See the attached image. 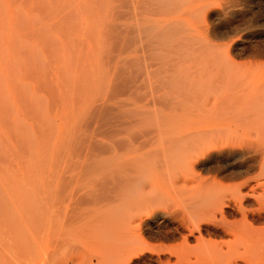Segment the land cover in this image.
I'll use <instances>...</instances> for the list:
<instances>
[{
	"label": "bare ground",
	"instance_id": "obj_1",
	"mask_svg": "<svg viewBox=\"0 0 264 264\" xmlns=\"http://www.w3.org/2000/svg\"><path fill=\"white\" fill-rule=\"evenodd\" d=\"M33 1L3 71L0 264H264V63L235 61L243 5Z\"/></svg>",
	"mask_w": 264,
	"mask_h": 264
},
{
	"label": "rangeland",
	"instance_id": "obj_2",
	"mask_svg": "<svg viewBox=\"0 0 264 264\" xmlns=\"http://www.w3.org/2000/svg\"><path fill=\"white\" fill-rule=\"evenodd\" d=\"M10 1L11 0H0V71L2 72L1 73V75H3V76H1L0 75V79H1V81H0V94H2V95H0V113H2V111H4L3 113L5 114V113H8L9 112V108H8V106H6V105H9V97L7 96L8 94H7V89L5 88L6 87V85H7V78H5L4 79V74H5V72H3L4 71V69H6V68H4V67H7V64H8V61L11 59V55L10 54H12L13 56V58H15V59H17L18 57H19V50H18V52L15 54V53H13V52H8V49H9V45H10V39L11 38H13L14 37V35H13V29L12 28H14V32H20V30L18 29V28H22L21 26H23L24 27V23H23V21L22 20H24V19H22V15H24V14H22L23 12H26V11H23V8L21 7V6H23L24 7V5L25 4H27L26 6L28 7V3H26L27 2V0H13L12 2H15L14 3V5H13V3H10ZM23 1V2H22ZM26 1V2H25ZM31 1V0H30ZM29 0H28V2H30ZM33 1V0H32ZM43 1V0H42ZM57 1V0H56ZM60 3H62L63 5H64V7H68V6H70V2H68V1H70V0H58ZM25 2V3H24ZM33 2H36V0L35 1H33ZM38 2V1H37ZM66 2V3H65ZM237 2H238V4L240 5V6H242L243 7V9L241 10V12L239 13V14H237V16L235 17V19H234V21L236 22V24H240V25H243L242 26V28H245L246 30H245V32L244 33H242L244 36L243 37H241L242 39L243 38H246V39H243V43H242V46H241V43L239 42V44H240V47H242V49H245L244 51H242L241 52V54H240V56L242 57H238V58H236L235 59V61H236V63H242L243 64V62H244V64H256V63H264V53L263 54H256V53H254V52H252V51H254V49L256 48L254 45H256L257 46V48H259L260 49V47L259 46H261L262 48V50L264 51V0H237ZM9 3V4H8ZM21 3V4H20ZM23 3H24V5H23ZM69 3V4H68ZM10 4H12V6H10ZM19 4V5H18ZM33 5V3L31 2V4H30V6H32ZM35 5L37 6V4L35 3ZM38 5H39V2H38ZM245 5V6H244ZM15 6V7H14ZM13 7H14V9L16 8V14L14 13V11H13ZM18 7V8H17ZM34 7V9H33V11H34V16H36L37 15V7L35 8V6H32V8ZM31 7H29L28 9H30ZM66 8H63V10H62V12H64V13H66V12H68L69 11V7L67 8V10H66ZM24 9H25V7H24ZM27 9V8H26ZM65 9V10H64ZM22 10V11H21ZM32 10V9H31ZM30 10V11H31ZM20 11V12H19ZM30 11H28L29 13H31V14H33L32 13V11L30 12ZM13 12V13H12ZM36 12V13H35ZM18 13V14H17ZM241 13H243V14H241ZM22 14V15H21ZM15 15V16H14ZM245 15V16H244ZM17 16V17H16ZM21 18H19V17ZM33 16V15H32ZM243 16V17H242ZM239 17L240 18H244V19H241V20H239ZM15 18V19H14ZM237 18V19H236ZM14 20H15V22L16 23H14ZM18 20V21H17ZM67 21H69L68 20V18L66 19ZM238 20V21H237ZM36 21V20H35ZM241 21V22H240ZM65 22V21H64ZM19 23H23V24H19ZM36 23V22H35ZM17 24V25H16ZM20 26V27H19ZM12 29V30H11ZM23 29V28H22ZM12 31V32H11ZM12 33V34H11ZM49 35H51L50 33H48ZM247 34V35H246ZM13 37H12V36ZM9 39V40H8ZM247 40V41H246ZM225 41V40H224ZM19 43H20V41H18ZM255 42V43H254ZM19 43H17V41H16V45H18ZM243 44H245V45H243ZM260 44V45H259ZM15 45V46H16ZM248 47V48H247ZM5 48H6V50H5ZM17 49H19V46H17L16 47ZM4 50V51H3ZM248 51L249 52H251L252 54H250V53H248ZM18 54V55H17ZM254 54V55H253ZM2 55H3V57H2ZM10 55V57H8ZM257 55H258V57H257ZM5 56V57H4ZM7 56V57H6ZM254 56V57H253ZM2 57V58H1ZM6 58H7V61H6ZM9 58V59H8ZM240 58V59H239ZM4 60V61H3ZM252 61H254V62H252ZM3 62V64H1ZM104 62H105V60H104ZM113 62V63H112ZM116 61H114V60H112L111 61V63H109L107 66H106V68L109 70V71H112L111 69L112 68H110L111 66H113V69L115 70L116 69V67H118L119 65L118 64H116L115 63ZM241 64V65H242ZM243 64V65H244ZM115 72V71H114ZM113 73V72H112ZM4 79V80H3ZM6 80V81H5ZM5 81V82H4ZM3 83V84H2ZM3 85H5V86H3ZM16 86V88H15V90H16V94H18L19 93V90H20V87L18 86V85H15ZM14 86V87H15ZM3 89H4V91H3ZM3 92H2V91ZM6 91V92H5ZM5 93V94H4ZM3 94H4V97H1V96H3ZM8 97L7 99H6V96ZM5 99H6V101H5ZM3 103H5L4 104V106H3ZM1 106H2V108H1ZM6 106V108H4ZM3 109V110H2ZM5 109V110H4ZM6 109H8V111H6ZM4 114H2V116L4 115ZM6 115V114H5ZM4 115V116H5ZM1 116V114H0V117H2ZM33 118H34V116H32ZM3 118V117H2ZM2 118H0V122L1 121H3V119L4 120H7V122H6V124H8V116H6V118H8V119H6L5 117L2 119ZM49 118V117H48ZM2 119V120H1ZM50 120H51V122L52 123H54V122H56V120H57V117H55L54 115H51L50 116V118H49ZM42 123V122H41ZM40 123V124H41ZM6 124H4V121L3 122H1L0 123V125H3L2 126V128L0 127V139H2L3 137V140L5 139L6 140V136H8L9 135V133L8 132H6V131H9L8 129H9V124H8V127H7V125ZM4 131V132H3ZM5 133V134H4ZM8 133V134H7ZM1 134H2V136H1ZM2 137V138H1ZM5 143V142H4ZM7 147V146H6ZM15 168H16V166H14ZM13 167V169L16 171V169ZM53 168V167H52ZM12 168L11 169H8L7 170V172L8 171H12L13 170ZM45 169V168H44ZM55 169V168H54ZM53 170V169H52ZM46 171V170H45ZM55 171H56V169H55ZM14 172V171H13ZM12 172V175L14 174V173H16V172H14L13 173ZM57 172H58V170H57ZM10 174H11V172H9ZM46 173H47V171H46ZM65 173H68V172H65ZM199 173H200V175H202V177H203V179H209V178H211V177H214L215 175H216V173L214 172V171H212V170H210V172L208 171L207 173L206 172H201V171H199V170H197V176L195 175V177H197L198 179H199ZM17 174H19V173H16V175ZM50 174H52V175H50V176H48L47 175V180L50 182L51 180L52 181H55L54 183L51 181V184L53 183V188H54V190H55V188H56V182H57V180H54L51 176H53V173L51 172ZM57 174L58 173H56V172H54V178L56 179V177H57ZM59 174H60V171H59ZM69 174V173H68ZM67 174V175H68ZM205 175V176H204ZM14 176V175H13ZM52 179H51V178ZM201 177V176H200ZM204 177H206V178H204ZM202 179V178H201ZM47 181V182H48ZM230 180H224V181H222L223 182V184H232V183H235L236 182V180H231L230 182H229ZM48 182V183H49ZM7 183V182H6ZM46 184V187H48V186H51V184L49 185V184ZM4 184V183H3ZM3 186H5V185H3ZM2 186V187H3ZM55 186V187H54ZM49 188V187H48ZM50 190H52L51 189V187L49 188ZM53 190V191H54ZM53 191H51V193L53 192ZM0 192H2V194H3V191L1 190V188H0ZM1 195V194H0ZM2 200H3V198H2ZM33 200V199H32ZM31 200V201H32ZM37 200V198L36 199H34L31 203H30V205L29 206H26V207H30L31 205H32V207H36L37 205H36V203H38V202H35ZM34 203H35V205H34ZM10 204V205H9ZM15 206V205H14ZM13 206V204L12 203H10V202H8V204H7V206L5 207V208H7V209H9V213H13V214H15L16 215V220H18V217H17V214H16V212L13 210V208H15ZM37 208H38V206H37ZM37 208H35V209H37ZM32 208H30V210H29V208L27 209L26 208V210H25V214H27L28 213V217H29V220H31L30 219V216H29V212L30 213H33L32 211H34V208H33V210H31ZM11 210H12V212H11ZM7 212V211H6ZM7 212V213H8ZM35 212H38V209L37 210H35L34 211V213ZM65 213V214H64ZM72 214L73 212H71V211H69V212H66V210H63V212L62 213H60L59 215H58V218L56 217V219H58V220H61V219H64L63 217H62V215L65 217V219L67 218H70V216L71 215H69V214ZM38 214V213H37ZM37 214H35V216H38ZM62 214V215H61ZM10 215V214H9ZM69 215V216H68ZM61 216V217H60ZM72 216H73V214H72ZM13 216H11L10 218H12ZM10 218H9V220H10ZM14 218V219H15ZM34 218H36V217H34ZM38 219H39V217H37ZM60 218V219H59ZM72 218V217H71ZM66 219V220H67ZM8 220V221H9ZM12 221H14L13 220V218L11 219ZM33 220V219H32ZM36 219H34V221H35ZM34 221H33V223H34ZM37 221V220H36ZM35 221V222H36ZM10 222V221H9ZM215 239V240H214ZM223 238H219L218 239V237H215V238H212V240L214 241V243H215V241L216 240H218V241H216V243L217 244H220V242L223 244V242L225 241L224 239L222 240ZM159 243H163V244H165V245H175L176 243H178V242H170V243H167V242H161V241H158ZM158 242H154V243H158ZM215 243V244H216ZM221 245V244H220ZM220 245H217V246H220Z\"/></svg>",
	"mask_w": 264,
	"mask_h": 264
}]
</instances>
